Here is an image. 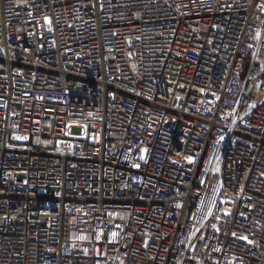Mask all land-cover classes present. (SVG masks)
Returning a JSON list of instances; mask_svg holds the SVG:
<instances>
[{"label":"built area","instance_id":"1","mask_svg":"<svg viewBox=\"0 0 264 264\" xmlns=\"http://www.w3.org/2000/svg\"><path fill=\"white\" fill-rule=\"evenodd\" d=\"M0 264H264V0H0Z\"/></svg>","mask_w":264,"mask_h":264}]
</instances>
